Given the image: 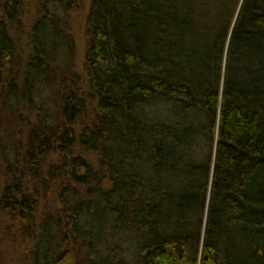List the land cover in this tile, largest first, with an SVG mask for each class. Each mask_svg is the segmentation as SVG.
Wrapping results in <instances>:
<instances>
[{"label":"trees","instance_id":"trees-1","mask_svg":"<svg viewBox=\"0 0 264 264\" xmlns=\"http://www.w3.org/2000/svg\"><path fill=\"white\" fill-rule=\"evenodd\" d=\"M36 4L22 61L26 0H0L1 105L30 121L0 209L29 264H264V0H90L81 70V0Z\"/></svg>","mask_w":264,"mask_h":264},{"label":"rangeland","instance_id":"rangeland-1","mask_svg":"<svg viewBox=\"0 0 264 264\" xmlns=\"http://www.w3.org/2000/svg\"><path fill=\"white\" fill-rule=\"evenodd\" d=\"M37 0H26L24 21L19 28L11 27L10 34L15 41V54L17 52V58L22 61L26 59L29 53L30 45L28 44V30L33 20L37 16ZM90 0H81L80 7L74 10L71 14V31L75 40L76 50V66L81 70V64L84 60V49L86 42L85 32V16L89 7ZM0 85V92H1ZM1 95V93H0ZM8 102H12L11 99ZM24 117H28L25 110H22ZM30 119V117H29ZM25 121V119H23ZM29 122L24 123L18 121L16 124V113L12 114L8 109H3L0 100V142L5 147L3 153L0 144V199L3 188L6 184V173L3 159L9 162L11 168L16 174V161L13 159V153L9 152L11 149L9 146L14 145L16 147V141L24 142L27 138V131ZM7 134V135H6ZM7 149V150H6ZM56 156H51L50 159H55ZM92 159L94 157L91 156ZM7 164V162H6ZM5 164V165H6ZM40 201L36 210V217L42 215L43 212L50 210L53 207L54 197L53 195L45 196L43 191L40 193ZM12 210V209H10ZM4 211L0 209V264H29L30 249L33 243V238L28 227L22 226L19 219L16 218V214L11 211ZM28 223V222H25ZM26 230H24V229ZM75 256L68 255L65 260L58 264H75L73 260Z\"/></svg>","mask_w":264,"mask_h":264}]
</instances>
